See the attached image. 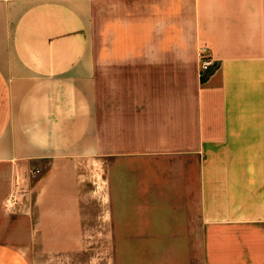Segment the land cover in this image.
Segmentation results:
<instances>
[{
    "label": "crops",
    "instance_id": "1",
    "mask_svg": "<svg viewBox=\"0 0 264 264\" xmlns=\"http://www.w3.org/2000/svg\"><path fill=\"white\" fill-rule=\"evenodd\" d=\"M0 168V264H264V0H0Z\"/></svg>",
    "mask_w": 264,
    "mask_h": 264
},
{
    "label": "rangeland",
    "instance_id": "2",
    "mask_svg": "<svg viewBox=\"0 0 264 264\" xmlns=\"http://www.w3.org/2000/svg\"><path fill=\"white\" fill-rule=\"evenodd\" d=\"M8 180L7 169L0 168V243L13 244L11 226L16 216L11 215L12 207L7 205ZM68 240L71 242L68 247L67 239L37 240L34 252L31 250L33 254L28 255L31 264H110L109 252L99 250L91 237Z\"/></svg>",
    "mask_w": 264,
    "mask_h": 264
},
{
    "label": "built area",
    "instance_id": "3",
    "mask_svg": "<svg viewBox=\"0 0 264 264\" xmlns=\"http://www.w3.org/2000/svg\"><path fill=\"white\" fill-rule=\"evenodd\" d=\"M200 64H201V72H206V71H208L210 68H211V66H212V64L209 62V61H207V60H202L201 62H200ZM35 174H39V172L38 171H35ZM15 203H16V200H15V198H12V199H8L7 200V205L9 206V207H14V205H15Z\"/></svg>",
    "mask_w": 264,
    "mask_h": 264
},
{
    "label": "trees",
    "instance_id": "4",
    "mask_svg": "<svg viewBox=\"0 0 264 264\" xmlns=\"http://www.w3.org/2000/svg\"><path fill=\"white\" fill-rule=\"evenodd\" d=\"M216 68V67H215ZM214 66L211 67V69H209L208 71L204 72L203 74H201V79H202V82H206L208 79V76L211 75V73L214 72L215 70Z\"/></svg>",
    "mask_w": 264,
    "mask_h": 264
}]
</instances>
